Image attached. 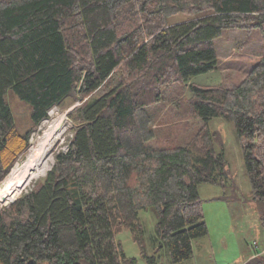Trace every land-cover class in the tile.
Wrapping results in <instances>:
<instances>
[{"label": "trees", "instance_id": "obj_1", "mask_svg": "<svg viewBox=\"0 0 264 264\" xmlns=\"http://www.w3.org/2000/svg\"><path fill=\"white\" fill-rule=\"evenodd\" d=\"M183 13L186 19L171 22ZM264 24V0H0V181L49 109L74 96L76 122L46 175L0 207V264H122L116 234L130 230L147 264L138 211L149 204L174 262L207 235L199 182L225 187L219 134L235 124L264 223V53L232 86L191 76L218 67L214 40ZM187 84L188 112L203 124L187 143L152 145L163 86ZM32 107L17 129L8 90Z\"/></svg>", "mask_w": 264, "mask_h": 264}, {"label": "rangeland", "instance_id": "obj_2", "mask_svg": "<svg viewBox=\"0 0 264 264\" xmlns=\"http://www.w3.org/2000/svg\"><path fill=\"white\" fill-rule=\"evenodd\" d=\"M186 18L185 14L179 13L171 17L170 21L177 22ZM214 45L219 61L217 69L191 76L188 81L205 86H232L242 80L247 70L263 55L264 24L254 30H226L214 40ZM160 94L162 102L153 109L152 128L155 138L150 143L159 146L187 143L203 124L202 119L188 112L185 102L189 97L187 84L173 83L163 86ZM5 99L11 107L17 129L26 133L32 127L31 105L21 100L11 89L5 94ZM81 103L80 99L71 96L52 106L48 118L30 132L28 148L18 156L9 172L16 170L21 164L46 122L63 114L70 126L56 153L66 150L76 126L68 113ZM208 126L219 134L221 144H216L215 149L223 151L227 172L223 177L224 188L209 182L197 184L208 233L192 241L193 252L189 258L174 262L165 240L157 234V217L149 204L138 211L145 253L154 255L158 264H264V223H261L256 203L251 199V184L235 124L225 117H212ZM5 177L0 181V188ZM2 206L7 205L0 203V207ZM116 239L121 243L125 256L134 259V263L122 264H147L129 229L122 228L116 234Z\"/></svg>", "mask_w": 264, "mask_h": 264}, {"label": "bare ground", "instance_id": "obj_3", "mask_svg": "<svg viewBox=\"0 0 264 264\" xmlns=\"http://www.w3.org/2000/svg\"><path fill=\"white\" fill-rule=\"evenodd\" d=\"M69 126L70 123L64 114L46 122L21 164L6 175L5 182L0 188V203L9 204L46 175Z\"/></svg>", "mask_w": 264, "mask_h": 264}, {"label": "water", "instance_id": "obj_4", "mask_svg": "<svg viewBox=\"0 0 264 264\" xmlns=\"http://www.w3.org/2000/svg\"><path fill=\"white\" fill-rule=\"evenodd\" d=\"M15 200H16V198H15L14 200H12L10 203H12V202L15 201ZM10 203H9V204H10ZM6 205H8V204H6Z\"/></svg>", "mask_w": 264, "mask_h": 264}]
</instances>
